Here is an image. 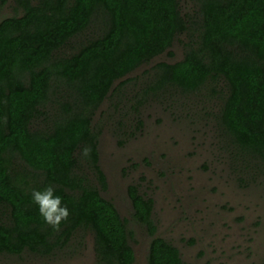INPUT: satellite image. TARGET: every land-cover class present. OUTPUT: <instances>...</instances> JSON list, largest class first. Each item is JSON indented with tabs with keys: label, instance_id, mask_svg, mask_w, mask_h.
<instances>
[{
	"label": "trees",
	"instance_id": "1",
	"mask_svg": "<svg viewBox=\"0 0 264 264\" xmlns=\"http://www.w3.org/2000/svg\"><path fill=\"white\" fill-rule=\"evenodd\" d=\"M175 42L181 59L153 64L134 105L216 102L204 115L224 148L251 180L264 176V0H0V254L50 256L89 232L97 264H133L126 221L100 195L93 120L104 100L121 98L131 80L121 79L173 57ZM49 185L70 213L58 230L32 199ZM127 195L153 236L152 201L134 186ZM146 264L184 263L153 237Z\"/></svg>",
	"mask_w": 264,
	"mask_h": 264
},
{
	"label": "rangeland",
	"instance_id": "2",
	"mask_svg": "<svg viewBox=\"0 0 264 264\" xmlns=\"http://www.w3.org/2000/svg\"><path fill=\"white\" fill-rule=\"evenodd\" d=\"M12 13L8 5L1 16ZM170 50L173 57L162 54L121 79H131L121 98L104 100L94 115L98 165L106 179L100 195L126 221L134 264H146L152 238L132 218L131 185L153 199L155 236L176 247L184 264H264V176L251 180V170L238 167L224 148L214 121L204 115L217 103L189 97L134 105L153 64L181 59L179 43ZM0 264L97 262L92 234L78 232L50 256L0 254Z\"/></svg>",
	"mask_w": 264,
	"mask_h": 264
},
{
	"label": "clouds",
	"instance_id": "3",
	"mask_svg": "<svg viewBox=\"0 0 264 264\" xmlns=\"http://www.w3.org/2000/svg\"><path fill=\"white\" fill-rule=\"evenodd\" d=\"M89 153V148L83 149V155L87 156ZM32 199L39 206V212L44 221L54 229L58 230L60 223L67 220L70 214L66 205L61 206L62 198L59 195H54V188L51 185L43 191L34 189Z\"/></svg>",
	"mask_w": 264,
	"mask_h": 264
},
{
	"label": "flooded vegetation",
	"instance_id": "4",
	"mask_svg": "<svg viewBox=\"0 0 264 264\" xmlns=\"http://www.w3.org/2000/svg\"><path fill=\"white\" fill-rule=\"evenodd\" d=\"M131 186H134L135 188H136V190H137V192H138V194H140V195H142L144 198H146V199H150L151 201H152V210H151V214H150V218H151V220H152V223H153V225H154V227H155V231H154V234H153V236H150L148 233H147V231H146V233L148 234V236H150L151 238H153V237H156L155 236V234H156V230H157V228H156V225H155V223H154V221H153V208H154V201H153V199H151V198H149V197H146L145 195H143L141 192H139V189H138V186H136V185H131ZM129 187V186H128ZM128 187H127V189H128ZM128 196V195H127ZM129 199V198H128ZM130 201V200H129ZM131 204V203H130ZM131 208H132V206H131ZM133 211V210H132ZM133 218V217H132ZM134 220V219H133ZM145 229V228H144ZM158 238H160V237H158ZM161 239H163V238H161ZM163 240H165V239H163ZM166 241V240H165ZM166 242H168V241H166ZM169 243V242H168ZM173 246V245H172ZM176 248V247H175ZM177 249V248H176ZM177 251H178V249H177ZM178 254H179V251H178ZM133 255H134V253H133ZM179 257H180V254H179ZM181 259V258H180ZM134 260H135V257H134ZM133 264H134V262H133Z\"/></svg>",
	"mask_w": 264,
	"mask_h": 264
}]
</instances>
